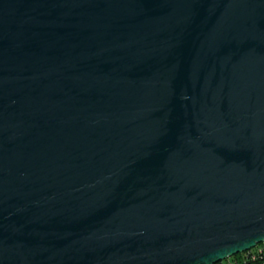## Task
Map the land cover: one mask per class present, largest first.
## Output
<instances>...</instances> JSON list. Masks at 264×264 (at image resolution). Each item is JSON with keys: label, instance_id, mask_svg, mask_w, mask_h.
<instances>
[{"label": "water", "instance_id": "obj_1", "mask_svg": "<svg viewBox=\"0 0 264 264\" xmlns=\"http://www.w3.org/2000/svg\"><path fill=\"white\" fill-rule=\"evenodd\" d=\"M262 241L264 0H0V264Z\"/></svg>", "mask_w": 264, "mask_h": 264}, {"label": "built area", "instance_id": "obj_2", "mask_svg": "<svg viewBox=\"0 0 264 264\" xmlns=\"http://www.w3.org/2000/svg\"><path fill=\"white\" fill-rule=\"evenodd\" d=\"M240 257H227V261L222 262L221 264H264V248H249V250H245L241 252Z\"/></svg>", "mask_w": 264, "mask_h": 264}, {"label": "rangeland", "instance_id": "obj_3", "mask_svg": "<svg viewBox=\"0 0 264 264\" xmlns=\"http://www.w3.org/2000/svg\"><path fill=\"white\" fill-rule=\"evenodd\" d=\"M258 246H264V241H262V242H259L258 244H257ZM235 255H237V256H241V252H239V253H236ZM231 256H233V255H230L229 257H231ZM226 259V258H225ZM225 259H223L222 261L224 262V260Z\"/></svg>", "mask_w": 264, "mask_h": 264}, {"label": "bare ground", "instance_id": "obj_4", "mask_svg": "<svg viewBox=\"0 0 264 264\" xmlns=\"http://www.w3.org/2000/svg\"><path fill=\"white\" fill-rule=\"evenodd\" d=\"M258 244V243H257ZM254 245V246H252V248H264V246H258V245ZM247 250H249V249H247ZM225 259V258H224ZM222 261V260H221ZM225 261H227V257H226V259L224 260V262ZM223 262V261H222ZM239 264H246V263H239Z\"/></svg>", "mask_w": 264, "mask_h": 264}, {"label": "trees", "instance_id": "obj_5", "mask_svg": "<svg viewBox=\"0 0 264 264\" xmlns=\"http://www.w3.org/2000/svg\"><path fill=\"white\" fill-rule=\"evenodd\" d=\"M242 254V253H241ZM234 257H239V256H237V255H234ZM222 263V261H219V262H217V263H215V264H221Z\"/></svg>", "mask_w": 264, "mask_h": 264}]
</instances>
